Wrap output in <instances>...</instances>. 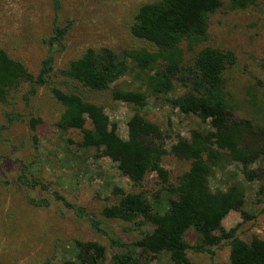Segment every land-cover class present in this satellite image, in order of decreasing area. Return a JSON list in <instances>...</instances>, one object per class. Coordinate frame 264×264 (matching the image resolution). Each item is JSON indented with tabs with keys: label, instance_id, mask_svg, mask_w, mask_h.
Here are the masks:
<instances>
[{
	"label": "rangeland",
	"instance_id": "obj_1",
	"mask_svg": "<svg viewBox=\"0 0 264 264\" xmlns=\"http://www.w3.org/2000/svg\"><path fill=\"white\" fill-rule=\"evenodd\" d=\"M57 1L55 8V0H0V48L33 74L50 57V85L100 105L123 140L128 138L127 124L135 113L156 125L165 149L161 166L168 173V183L176 186L190 168V160L177 155L173 147L189 141L193 132L203 136L215 130L198 111L184 114L172 103L189 90L188 84L176 78L170 92H153L150 77L165 68V61L157 59L148 69H141L128 59L126 72L105 91L83 88L59 73L90 47H109L118 54L140 47L155 51L153 45L133 37L129 27L138 8L156 0ZM231 1L222 0L209 15L206 42L191 50L181 44L182 63L192 66L205 46L232 51L235 62L222 74L231 117L264 126V0H255L246 8H232ZM55 23L69 25L60 43L51 39ZM29 88L28 83H21L10 90L6 101H0V264H63L76 259L77 241L103 245L102 264H113L116 253H133L137 264H175L167 252L153 256L131 246L153 228L142 217L125 222L101 214L104 206L115 205L126 193H141L152 210H167L170 196L157 174L147 172L142 181L134 183L102 149L84 146L81 130L58 126L63 106L52 96L50 86L38 87L32 96ZM116 91L142 92L145 100L137 106L125 98L116 99ZM31 118L40 119L34 131ZM84 127L92 128L88 118ZM243 141L251 146L260 143L248 132L243 133ZM22 164L27 165L25 173ZM262 170L264 154L246 165L225 154L208 175L213 192L233 185L243 190V205L226 210L221 225L225 230L235 227V235L247 242L253 237L264 239V194L260 192L264 179L249 181L243 173ZM22 175L39 183L27 185ZM53 191L81 210L55 199ZM29 196L44 198L48 204L31 205ZM183 238L194 264H230L229 240L197 251L194 247L200 243V234L195 228L187 229Z\"/></svg>",
	"mask_w": 264,
	"mask_h": 264
},
{
	"label": "trees",
	"instance_id": "obj_2",
	"mask_svg": "<svg viewBox=\"0 0 264 264\" xmlns=\"http://www.w3.org/2000/svg\"><path fill=\"white\" fill-rule=\"evenodd\" d=\"M255 0H232V8H246ZM222 5V0H156L142 4L129 27L130 34L153 45L150 51L140 47L124 50L118 54L109 47L87 48L77 59L71 60L59 73L83 88L93 91L108 90L127 70V60L132 59L141 69H148L157 59L166 62L165 68L155 71L150 77V86L155 93H168L173 88L174 79L188 84L189 90L174 99L173 104L184 114L198 113L209 119L214 132L201 135L193 132L189 141H179L173 151L188 160L190 168L179 179L176 186L168 183V173L161 166L165 154L162 133L158 127L145 120L138 113L128 121V138L121 139L116 125L111 123L104 109L87 101L79 93L64 91L50 85L53 65L50 57L41 61L37 74L31 73L17 59L0 48V101L8 99L11 89L21 83H28V95L36 93L41 86H50L54 99L63 106L58 121L61 129L82 131L83 145L102 149V153L117 161L126 170L134 183H139L147 172H155L169 194V207L165 211L152 210L141 193H126L112 206H104L101 214L105 218L132 222L142 217L153 228L131 243L134 249L149 252L153 256L167 252L175 264H194L188 257V244L183 238L190 227L200 234L197 251L206 246L229 240L230 264H264V239L253 237L249 242L235 235L236 228L223 229L221 220L228 209H239L244 203V192L237 185L225 191L213 192L208 185V175L213 165L223 155L244 165L264 154V126L254 127L249 120L231 117L230 104L224 91L223 71L235 62L230 50L202 47L192 66L182 63L181 44L191 50L208 39L209 15ZM55 8L58 1L55 0ZM69 25L54 24L51 39L60 43L67 34ZM116 99L141 106L144 94L138 91H116ZM89 119L92 128L84 127ZM10 120H13L11 118ZM38 118L30 119V129L35 130ZM248 132L260 141L254 146L243 141V133ZM35 138V137H34ZM27 165L22 164L23 173ZM25 171V172H24ZM245 179H264L262 171H244ZM27 185L38 184L36 179L22 175ZM25 177V178H24ZM260 192L264 194V185ZM55 199L69 208H81L69 203L60 193L53 191ZM28 202L34 206H46L44 198L29 196ZM98 229L97 227H95ZM74 260L63 264H102L105 247L94 241H77ZM113 264H137L133 253H116Z\"/></svg>",
	"mask_w": 264,
	"mask_h": 264
}]
</instances>
